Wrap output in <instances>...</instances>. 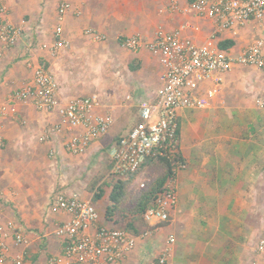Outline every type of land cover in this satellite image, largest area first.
I'll use <instances>...</instances> for the list:
<instances>
[{
    "label": "crops",
    "instance_id": "1",
    "mask_svg": "<svg viewBox=\"0 0 264 264\" xmlns=\"http://www.w3.org/2000/svg\"><path fill=\"white\" fill-rule=\"evenodd\" d=\"M61 1L6 0L9 18L15 24H25L36 42L48 44L55 40ZM66 1L73 6L61 23L69 46L56 55L37 47L34 60L47 64L55 74L62 104L75 96L98 93L102 105L95 112L112 115L114 121L104 136L84 153L74 155L65 148L70 132L40 141L42 132L58 121L57 112L40 111L30 99L9 106H15L16 113H0V146L4 147L0 149V175L5 178L12 164L18 174L32 178L18 180L16 192L0 190V223L14 220L28 240L15 245L9 238L11 256L23 252L25 264H51L52 259L57 264H72L65 254L63 238L55 233L70 215L49 211L57 183H68L62 178L68 171L74 181L66 186L68 193L93 202V193L83 190L79 176L92 168L94 173L110 172L112 144L138 122L140 99L161 85L163 67L159 56L147 48H126L122 40L136 34L151 40L159 27L167 31L184 27V34L197 43L216 32L215 20L184 10L187 0H179L182 10L176 11L170 9L172 0ZM88 28L105 34V40H94L85 33ZM255 37L264 38V20L224 29L215 41L237 55ZM224 42L228 45L222 46ZM28 58L25 41L14 47L0 41V103L31 82L33 70L27 65ZM222 77L223 90L210 107L180 111V151L187 166L177 176L178 203L171 221L159 225L151 235L138 238L136 247L120 264L157 260L170 245L171 235L175 241L167 264H263L256 245L264 232V109L256 106L255 94L264 89V69L235 63ZM243 86L250 96L242 91ZM52 149L56 154L47 159ZM21 153H27L26 159L32 161L23 164L26 159L22 160ZM109 179L108 173L100 184ZM23 183H27L25 187ZM39 183L45 185L39 188ZM104 189V196L95 203L99 223L124 227L106 219L111 186ZM7 264H13V259Z\"/></svg>",
    "mask_w": 264,
    "mask_h": 264
},
{
    "label": "built area",
    "instance_id": "2",
    "mask_svg": "<svg viewBox=\"0 0 264 264\" xmlns=\"http://www.w3.org/2000/svg\"><path fill=\"white\" fill-rule=\"evenodd\" d=\"M184 10L198 16L216 21V32L201 43L195 42L184 34V27L167 31L159 27L151 40L141 35L128 36L122 45L132 50L147 48L157 54L163 67L161 85L150 95L140 99L139 121L130 132L112 144L110 174L117 178H129L141 167L145 160L155 154L167 156L173 164L174 176L163 187L144 213L150 225L140 235L129 233L124 227H107L99 223V212L95 203L78 194L56 191L49 203V211L70 215L57 228L56 235L63 238L64 250L72 264H120L125 256L137 245L138 238H145L163 222H167L172 210L178 203L177 176L186 168L187 162L179 157L180 151V111L184 109L200 110L210 107L212 100L223 90L222 75L232 65H251L264 69V38L255 37L237 55L229 48L216 43L217 34L224 29H237L250 20H264V0H187ZM73 9L72 3L61 1L57 7L59 25L55 28L53 44L36 42L25 24H15L9 18V6L6 0H0V41L14 47L21 41L27 44L29 58L27 65L33 70L30 83L11 94L6 102L0 103V113L8 110L17 112V101L32 100L40 111L57 112L58 121L49 125L40 135L45 142L64 132H70L65 141L66 150L74 155L84 153L96 140L104 136L113 124L109 114H98L97 107L102 105L98 93L79 95L62 104L59 97L60 84L55 74L45 64L34 60L35 48L48 49L53 55L69 46L63 37L61 25L65 15ZM170 9L182 10L179 0H172ZM80 13V11H77ZM85 33L94 40H105L106 35L93 29ZM131 95L127 99H131ZM255 104L264 109V89L255 94ZM9 108V109H8ZM83 128L79 131V128ZM0 144H3L2 124H0ZM56 154L52 149L50 156ZM144 187V183L141 184ZM3 207L0 201V216ZM15 245L28 242L22 229L14 220L0 223V264H25L23 252L11 256L9 238ZM174 236H169V246L157 260L149 264H167L172 250ZM256 252L264 264V232L256 245ZM51 264H57L55 259Z\"/></svg>",
    "mask_w": 264,
    "mask_h": 264
},
{
    "label": "trees",
    "instance_id": "3",
    "mask_svg": "<svg viewBox=\"0 0 264 264\" xmlns=\"http://www.w3.org/2000/svg\"><path fill=\"white\" fill-rule=\"evenodd\" d=\"M227 45L228 43H222V46ZM45 66L48 67L47 64ZM179 157L184 159L181 152ZM108 173L110 179L102 185L100 182L104 174H99L90 181L87 190L93 193V202L96 203L104 196V186H111L109 203L105 212L106 219L116 225H124L131 234L140 235L150 227L144 218V213L168 180L174 176L172 161L158 153L149 156L137 172L129 178L119 179L111 175L109 171ZM132 183L134 186L130 188ZM140 183H144V187L137 189ZM170 221L171 217L160 225L168 224Z\"/></svg>",
    "mask_w": 264,
    "mask_h": 264
},
{
    "label": "rangeland",
    "instance_id": "4",
    "mask_svg": "<svg viewBox=\"0 0 264 264\" xmlns=\"http://www.w3.org/2000/svg\"><path fill=\"white\" fill-rule=\"evenodd\" d=\"M252 40H254V39H252ZM242 91L243 92H245L247 95H249L250 96V94H251V92L250 91H246L245 90V86H243L242 88ZM94 94V93H93ZM150 95V94H149ZM147 96V95H146ZM183 132H184V139H185V141H186V139H187V132H188V128H187V125H185L184 127H183ZM4 147H3V145H2V147L0 146V149H3ZM13 155V154H12ZM16 155H18V154H15V156ZM28 154L27 153H21V158H22V160H24V159H26V157H28L27 156ZM45 155V154H44ZM47 156H49V158H51V156H50V152H49V154H46V157ZM16 157H18V156H16ZM19 158V157H18ZM48 157H47V159H49ZM2 159V158H1ZM39 160L41 159L42 160V156H40L39 158H38ZM29 160V161H28ZM26 159L24 162H23V164L24 163H29V162H31L32 160H30V159ZM58 160V159H57ZM18 161V160H17ZM15 164V163H14ZM88 172H86V174L84 175H82V177H80L79 176V179L80 180H82V184H81V186L83 187V190H87V187H88V185H89V183H90V181L95 177V176H99V174H104L103 176H105V175H107L108 174V171H106V172H103V171H100L99 170V172H97V173H94V169L92 168V169H89V170H87ZM60 173H62V172H60ZM66 175V176H65ZM63 179H64V181H65V183H66V181H68V183H66V185H63V186H61V184H60V182H58L57 183V187H56V191H58V190H62V191H65V192H68L67 191V185L68 186H71V184L72 183H74V181H72V176H71V174H69L68 173V171H67V174H63V177H62ZM27 179H32L31 177H27L26 176V174H23V175H21V174H18V171H17V169L11 164V166H10V172L5 176V178L3 177V176H1L0 175V190H3V189H5V188H9L10 190H12V191H14L15 190V192H16V189L18 190V188L17 187H19V183H18V180H21V181H23V182H25ZM24 184V187L26 186V184L27 183H23ZM103 184V183H102ZM101 184V185H102ZM141 184L142 183H140V185H138L137 186V189H141L142 187H141ZM8 185V186H7ZM43 185H45V184H43ZM43 185H42V183H39L38 184V187L39 188H42L43 187ZM23 187V186H22ZM23 187V188H24ZM109 190V189H108ZM1 192V191H0ZM84 193V192H83ZM0 195H2V194H0ZM1 197V196H0Z\"/></svg>",
    "mask_w": 264,
    "mask_h": 264
}]
</instances>
